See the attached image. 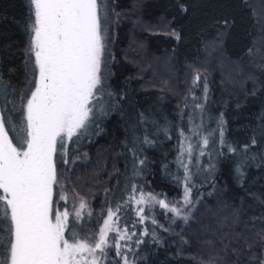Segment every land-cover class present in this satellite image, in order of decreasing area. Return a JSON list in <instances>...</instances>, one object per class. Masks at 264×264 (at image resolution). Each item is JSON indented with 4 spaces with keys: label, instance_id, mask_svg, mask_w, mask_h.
<instances>
[{
    "label": "trees",
    "instance_id": "16d2710c",
    "mask_svg": "<svg viewBox=\"0 0 264 264\" xmlns=\"http://www.w3.org/2000/svg\"><path fill=\"white\" fill-rule=\"evenodd\" d=\"M104 3L109 16L111 75L107 89L114 93L112 107L106 116L97 117L98 126L88 137L69 144L70 161L79 159L58 164L69 178L66 186L75 187L93 213L89 217L86 211L76 222V230H96L103 224L101 214L106 215L107 208L126 199V187L132 184L143 186L146 192L163 194L161 199L182 203L184 170L177 163L180 130L191 137V143L198 144L200 137L193 136L190 129L202 125L201 135H212L205 155L198 156L197 149L189 165L194 185L192 204L182 209L189 219L185 222L156 206L146 214L157 224L151 219L141 224L132 205L125 215L129 232L136 235L131 241L121 242L131 249L124 251L130 264H261L264 243L256 234L264 230V58L254 68L247 61L260 46L264 53V37H260L264 34V19L256 31L258 18L251 0ZM30 18V0H0V79L8 98L17 105L30 78ZM133 22H139V28L130 31ZM173 32L179 34V39ZM217 34H221L222 57L239 63L244 67L239 73H249L255 82V87L250 81L244 83V94L238 93L236 98L222 95L219 69L212 68L214 59L203 64L198 61L204 40H216ZM137 50H144L146 57L167 54L171 63L168 69L175 76L173 90L169 84L162 85L163 80L167 83L166 78L151 79L156 68L150 60L134 63L131 51ZM197 70L207 81L206 99L203 83L192 86ZM192 92L197 99H192ZM197 104L203 105V111L190 121ZM7 107L13 120L18 121L22 110L12 111L10 103ZM144 136L154 143L143 144ZM133 147L139 159L145 160L144 165H137L139 175L133 170ZM184 161L188 163L187 155ZM233 216L235 223L230 225ZM7 227V223L0 222V235L6 234ZM145 228L148 234H144ZM137 239L142 243L137 245ZM5 258L0 246V260ZM104 264H123V260L116 256L115 249H110Z\"/></svg>",
    "mask_w": 264,
    "mask_h": 264
},
{
    "label": "snow or ice",
    "instance_id": "6c2138e0",
    "mask_svg": "<svg viewBox=\"0 0 264 264\" xmlns=\"http://www.w3.org/2000/svg\"><path fill=\"white\" fill-rule=\"evenodd\" d=\"M30 5V78L19 105L7 99L6 85L0 79V222L8 225L6 234L0 235L6 254L0 264H104L110 249H115L123 264H130L124 250L131 249L121 242L131 241L136 234L129 232L126 211L135 205L137 223L151 219L157 224L146 212L159 206L187 222L189 217L182 209L192 204L194 187L189 165L197 149L198 156L205 155L212 133L201 135L202 125H193L190 131L201 141L193 144L180 130L177 163L184 170L182 203L161 199L163 194L132 184L126 187V199L107 208L106 215L101 214L102 225L88 233L78 232L76 222L86 211L89 217L93 213L75 187L66 186L69 178L58 164L79 159L70 161L69 144L88 137L98 126L97 117L106 116L112 107L114 93L107 89L111 75L109 16L104 0H30ZM171 34L179 39L178 33ZM200 83L206 99L207 81L197 70L193 88ZM191 95L197 99L194 92ZM9 103L12 111L22 110L18 121L8 114ZM195 107L203 111L202 104ZM223 123L221 114V144ZM142 143L154 142L144 136ZM131 151L136 159L134 174L139 175L137 165H144L145 160L139 159L135 147ZM144 234H148L147 228ZM256 235L264 243V230Z\"/></svg>",
    "mask_w": 264,
    "mask_h": 264
},
{
    "label": "rangeland",
    "instance_id": "374dc122",
    "mask_svg": "<svg viewBox=\"0 0 264 264\" xmlns=\"http://www.w3.org/2000/svg\"><path fill=\"white\" fill-rule=\"evenodd\" d=\"M251 4L254 6L255 9V15L258 18V23H257V28L256 31H259L260 29V25L262 24L263 21V17L264 14L262 13L263 10V4H264V0H251ZM139 22L137 24V22H133L131 24V28L130 31H134L137 30V28H139ZM220 35L221 34H217L215 35L216 40L214 39H210L207 38L204 40L203 42V48H202V56L201 58L198 60L200 63H208V61L210 59H214V62L212 63V68L213 69H219V73H220V83H221V92L222 95H226V96H232V97H237V94L239 93L244 94L243 91V87L242 85L244 83H247L248 81H250L252 83V86L255 87V82H253L251 80V76L249 75V73L247 74H241L239 73V68H244L241 67V65L239 63H236L235 61H231V60H227L225 58H223L222 56V52H221V45H220ZM264 37L263 35H260V37ZM257 37V36H256ZM256 42H258L257 46L260 45V41H258V37L256 38ZM131 53H133V60L134 63L137 65L139 63L142 62V60H150V64L153 65L156 68V71L151 73V79H155L158 76H161L163 78H166L167 83L163 81H161V79H159L158 81H161L162 85H168L171 88V90H173L174 88V79L175 76L172 72H170V70L168 69V66L171 65L170 63V58L167 57L166 53H162L160 56H145L144 54V50L139 51H131ZM136 57V59H135ZM222 57V59L220 58ZM264 58V53L263 50H261V46L259 47V49H255V51L253 53H251L248 57V66H250V68H254V66H256V63L260 60H262ZM264 61V59H263ZM246 63V66H247ZM150 67V66H149ZM164 67H166L165 71H164ZM140 70H142V68H140ZM158 71V73H157ZM166 74H168L169 76L166 77ZM242 75V76H241ZM244 76V77H243ZM243 77V80H239V78ZM157 80V79H156ZM149 81V80H148ZM236 95V96H235ZM7 99L10 100L8 98V94H7ZM200 109H197L196 107L193 108V111L191 113H194L191 116V120L194 121L196 116L199 114ZM8 114H10V112L8 111ZM203 114H207V112H204ZM201 115V114H199ZM14 133L9 132V136L10 137H14ZM124 193L125 191L122 190ZM220 209V208H219ZM243 207L241 208L242 211ZM224 210V209H223ZM235 223V216L232 217V219H229V224L230 225H234ZM249 238H251V236H249Z\"/></svg>",
    "mask_w": 264,
    "mask_h": 264
}]
</instances>
